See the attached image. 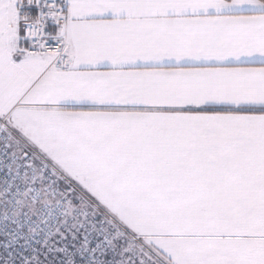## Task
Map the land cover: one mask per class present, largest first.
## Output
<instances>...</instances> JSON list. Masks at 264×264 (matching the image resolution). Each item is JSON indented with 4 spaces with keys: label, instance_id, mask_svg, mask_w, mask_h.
<instances>
[{
    "label": "snow or ice",
    "instance_id": "snow-or-ice-1",
    "mask_svg": "<svg viewBox=\"0 0 264 264\" xmlns=\"http://www.w3.org/2000/svg\"><path fill=\"white\" fill-rule=\"evenodd\" d=\"M0 264H264V0H0Z\"/></svg>",
    "mask_w": 264,
    "mask_h": 264
}]
</instances>
